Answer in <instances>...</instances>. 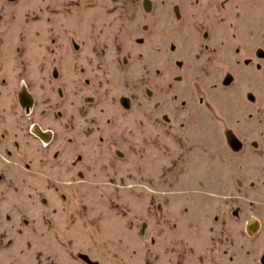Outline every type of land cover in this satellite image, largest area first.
<instances>
[{
	"label": "rangeland",
	"instance_id": "1",
	"mask_svg": "<svg viewBox=\"0 0 264 264\" xmlns=\"http://www.w3.org/2000/svg\"><path fill=\"white\" fill-rule=\"evenodd\" d=\"M0 264H264V0H0Z\"/></svg>",
	"mask_w": 264,
	"mask_h": 264
}]
</instances>
